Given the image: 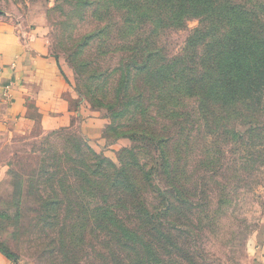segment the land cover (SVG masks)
<instances>
[{
  "label": "rangeland",
  "instance_id": "rangeland-1",
  "mask_svg": "<svg viewBox=\"0 0 264 264\" xmlns=\"http://www.w3.org/2000/svg\"><path fill=\"white\" fill-rule=\"evenodd\" d=\"M92 10L81 8L78 0H0V24L41 28L80 102L106 120L102 139L108 146H117V151L107 156L92 150L118 163L122 152L134 147L147 170L155 154L148 152L145 142H132L124 134H129V129L144 131L156 112L150 98L155 94H148L141 83L130 94L115 93L128 55L120 50L125 40L118 38L105 47L92 40L83 49L85 40L105 26L94 19ZM198 27V21L190 19L181 27L160 28L152 35L154 45L168 57L183 55ZM197 52L201 53L202 47ZM5 101L0 94V247L14 255L16 264H137L139 259L131 253L115 246L107 249L94 229L98 222L92 216V203L84 213L78 205L51 206L52 200L62 197L57 183L62 174L70 175V183L74 181L69 168L73 166V146L80 138L76 129L43 131L32 102L26 104L31 122L16 123L10 119ZM136 102L143 103L145 112H135L138 115L130 122L129 113L136 110L131 103ZM185 105L191 120L199 125L197 102L190 100ZM121 111L125 117L115 119ZM177 132L170 127L163 136L174 137L166 151L172 164L184 165V177L179 173L177 179L185 184L186 178L184 199L191 207L189 203L175 204L170 217L175 229L170 231L169 246L156 253L162 264H257L256 253L264 238V166L252 172L246 152H238L230 141L217 145L225 152L223 157H211L207 152L214 148L209 147L210 139L202 131L193 132L190 138L191 131H186V143L178 141ZM218 166L225 169L218 171ZM150 183L141 187L140 197L148 210L165 204L158 193L169 195L168 191L176 188L173 194L177 199V182H169L170 187L165 186L164 178ZM119 212L135 226V215L125 208Z\"/></svg>",
  "mask_w": 264,
  "mask_h": 264
},
{
  "label": "trees",
  "instance_id": "trees-1",
  "mask_svg": "<svg viewBox=\"0 0 264 264\" xmlns=\"http://www.w3.org/2000/svg\"><path fill=\"white\" fill-rule=\"evenodd\" d=\"M78 2L83 9L92 8L94 19L105 23L85 40L83 49L92 40L104 47L118 38L125 40L120 50L128 55L115 93L130 94L141 83L148 94H155L150 98L156 112L146 123L148 128L142 132L129 129V134H124L132 142H145V148L155 157L146 170L133 147L122 152L118 163H112L79 136L70 159L74 181L70 183V175L64 172L57 181L62 197L50 203L52 207L78 205L83 213L92 203V216L98 222L94 229L107 249L115 246L118 251L131 253L139 259L137 264H162L156 253L167 251L165 247L169 246L170 231L175 229L170 221L175 204L189 203L184 199L187 180L183 178L185 184H180L177 179L179 173L184 177V165L172 164L166 151L174 140L163 136L170 127L178 130L176 137L184 143L188 139L186 131H191L189 138L193 132L202 131L210 139L209 147L214 148V152H207L211 157H223L225 152L217 145L230 141L238 152H246L252 172L264 166V0ZM190 19L197 20L199 27L188 40L185 54L168 57L154 45L152 35L158 29L181 27ZM199 47L201 53L197 52ZM190 100L197 102L199 125L189 117L185 103ZM131 105H136V110L129 113L130 122L138 115L135 112H145L143 103ZM124 115L121 111L115 119ZM174 153L179 155L176 150ZM223 169L218 166V171ZM161 178L165 186L170 187L169 182L180 185L178 197L174 200L176 188L170 189L169 195L158 193L165 204L148 210L140 201L141 187ZM121 208L135 215V226L119 212ZM0 253L16 263L14 255L1 247Z\"/></svg>",
  "mask_w": 264,
  "mask_h": 264
},
{
  "label": "crops",
  "instance_id": "crops-1",
  "mask_svg": "<svg viewBox=\"0 0 264 264\" xmlns=\"http://www.w3.org/2000/svg\"><path fill=\"white\" fill-rule=\"evenodd\" d=\"M0 94L16 123L31 122L26 104L32 102L43 131L75 128L93 150L105 156L117 151L102 139L106 120L80 102L41 28L0 24ZM256 256L257 264H264V238ZM0 264L16 263L0 253Z\"/></svg>",
  "mask_w": 264,
  "mask_h": 264
}]
</instances>
